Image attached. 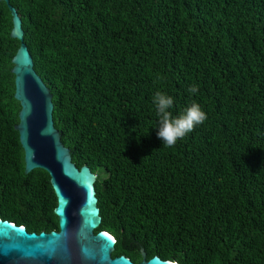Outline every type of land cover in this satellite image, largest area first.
<instances>
[{"label":"trees","instance_id":"16d2710c","mask_svg":"<svg viewBox=\"0 0 264 264\" xmlns=\"http://www.w3.org/2000/svg\"><path fill=\"white\" fill-rule=\"evenodd\" d=\"M52 123L95 175V232L133 264H264V0H11ZM10 15L0 2V219L57 231L47 174L23 173ZM198 87L195 94L188 89ZM173 117L207 119L167 147Z\"/></svg>","mask_w":264,"mask_h":264},{"label":"water","instance_id":"95a60500","mask_svg":"<svg viewBox=\"0 0 264 264\" xmlns=\"http://www.w3.org/2000/svg\"><path fill=\"white\" fill-rule=\"evenodd\" d=\"M0 0L10 15L9 38L17 40L10 63L13 99L18 103V143L23 155V173L39 169L48 176L55 197L53 214L57 231L28 233L22 226L0 219V264H133L124 256L111 257L114 239L97 231L100 218L94 191L95 175L76 168L52 123L48 89L32 69L31 57L22 42L20 19L9 3ZM137 264H176L157 257Z\"/></svg>","mask_w":264,"mask_h":264},{"label":"clouds","instance_id":"9594fccd","mask_svg":"<svg viewBox=\"0 0 264 264\" xmlns=\"http://www.w3.org/2000/svg\"><path fill=\"white\" fill-rule=\"evenodd\" d=\"M188 91L191 94H195L198 91V87L193 85ZM153 104L155 105L156 115L159 118L157 136L162 140L163 145L167 147L175 146L179 140H182L197 125L202 124L207 119L205 112L196 103L185 109L180 116L173 117L171 111H169L174 104L173 98L160 91L155 93Z\"/></svg>","mask_w":264,"mask_h":264}]
</instances>
